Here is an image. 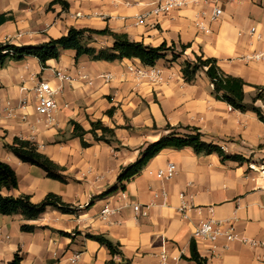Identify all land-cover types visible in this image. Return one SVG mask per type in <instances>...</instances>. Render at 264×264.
<instances>
[{
  "label": "crops",
  "instance_id": "0c3cea01",
  "mask_svg": "<svg viewBox=\"0 0 264 264\" xmlns=\"http://www.w3.org/2000/svg\"><path fill=\"white\" fill-rule=\"evenodd\" d=\"M59 1L68 8L58 0H0V16L7 17L0 24V44L36 46L74 28L109 29L152 47H187L174 62L168 54L151 66L161 70L163 82L158 84L135 76L132 68H148L137 59L91 61L87 56L77 59L71 50L61 51L45 68L33 57L0 67V161L17 179V188L3 189L2 195H26L38 203L51 193L78 209L62 214L47 208L33 221L0 215V264L15 254L21 264H196L183 258L189 257L192 240L208 264H264V123L252 111L233 110L216 100L204 72L189 82L181 73L183 62L195 55L215 59L221 71L245 83L244 103L251 104L259 90L264 92V61L242 58L264 54V0H220L222 14L216 21L210 19V5L201 0H186L184 7L158 16L152 10L168 0ZM112 42L108 36H93L91 45L111 47ZM56 71L71 81H58ZM100 75L111 79L104 82ZM36 78L56 90L58 108L51 124L34 110L30 90ZM24 97L27 104L21 107ZM254 106L264 116L263 103L258 100ZM96 121L113 129L116 141L95 142L87 133L83 139L89 146L83 148L71 122L88 131ZM167 125L194 127L203 141L249 162H221L216 154L166 148L126 182L124 190L118 187L87 207L93 197L117 185L121 168L169 133ZM14 138L34 143L64 169L66 182L19 162L5 148ZM168 163L175 165L174 176L155 177ZM135 205L146 214L137 215ZM105 206L114 213L101 216ZM207 219L217 221L223 233L232 229L237 238L227 241L221 236L215 244L194 238L195 229ZM22 224L34 225L35 231L22 232ZM87 234L103 235L119 245L121 255H110ZM76 254L79 258L72 263Z\"/></svg>",
  "mask_w": 264,
  "mask_h": 264
},
{
  "label": "trees",
  "instance_id": "16d2710c",
  "mask_svg": "<svg viewBox=\"0 0 264 264\" xmlns=\"http://www.w3.org/2000/svg\"><path fill=\"white\" fill-rule=\"evenodd\" d=\"M63 9H67L66 2L59 1ZM7 19L0 16V24ZM93 36H108L112 39L111 47L96 48L92 46ZM187 46H181V51L177 53L175 46H167L165 43L157 46H147L141 42L130 41L126 35L104 30H85L70 28L66 35L36 46H16L12 44H0V67L6 66L10 62H18L26 57H33L38 60L42 68H45L49 60H58L63 50L75 52L76 58L87 56L91 61L113 62L123 59H137L143 66L151 67L161 59L170 54V62H174ZM204 72L212 86L213 97L229 105L233 110L240 112L252 111L256 114L259 121L264 123V116L260 108L255 107L254 103L260 100L264 105V92L259 90L253 97L251 104L244 103L243 86L245 83L239 79L226 75L217 66V61L212 58L194 56L191 61H184L181 66V73L185 82L192 80L198 72ZM73 126V136L80 139L83 148L88 147L83 137L90 134L95 142L110 144L115 142L114 130L104 126L100 121L90 122V129L83 130L76 123ZM165 130L169 133L160 137L158 140L148 144L142 151L141 157L135 162L121 168L117 176V185L97 195L91 199L89 207L95 199L103 198L116 191L118 187L124 190V185L130 179L138 175L147 162L166 148H191L196 155L216 154L221 162L231 161L239 164L248 163L249 160L239 155L226 154L219 145L207 143L202 140V135L198 129L190 126L171 127L167 125ZM182 131L183 133H179ZM99 132V133H98ZM5 148L22 163L38 167L45 172L47 178L65 183L66 177L63 175L64 169L54 164L47 156L40 153L36 145L30 141L14 138L11 144H5ZM17 188V179L13 169L6 163L0 161V215L12 216L19 215L26 221L36 220L47 208H52L62 214H76L78 209L73 205L64 203L60 197L54 194H47L40 202L33 203L26 195L18 197L4 196L3 189L11 190ZM20 230L26 233L35 231L34 225L22 224ZM66 235L65 233H61ZM86 238L96 241L104 246L110 255H121L119 245L113 244L103 235L87 234ZM196 264H208L207 260L201 257L197 251L196 244L192 240L189 245V257H183ZM7 264H21L18 254Z\"/></svg>",
  "mask_w": 264,
  "mask_h": 264
},
{
  "label": "built area",
  "instance_id": "2783aa9c",
  "mask_svg": "<svg viewBox=\"0 0 264 264\" xmlns=\"http://www.w3.org/2000/svg\"><path fill=\"white\" fill-rule=\"evenodd\" d=\"M204 4L210 5V19L212 21H216L221 17L222 11L219 7L220 0H201ZM229 2H236L237 0H227ZM186 4V0H168L163 3H158V5L152 10V14L158 16L160 14L168 13L172 10L180 9L184 7ZM200 29L204 30L202 26H199ZM208 33L207 30H205ZM254 34V29L250 31ZM243 61H264V54H252L247 55L242 58ZM132 72L139 79H145L151 84H158L163 82V77L161 70L155 67L148 68H132ZM104 82H109L111 79L110 75H100L99 76ZM55 78L60 82H68L71 81V77L67 74L62 73L61 71L55 72ZM35 84L30 92L33 95L34 99V110L35 112L41 116L47 124H51L54 121V116L57 111V103H56V90L50 85L49 82L43 79H35ZM21 90H24L22 87ZM27 104V98L24 97L20 101L21 107H24ZM150 175L153 173L150 172ZM175 174V165L172 163H168L165 169H160L154 173V176L160 179H171ZM157 197V194L154 195ZM121 197L124 198L125 194L122 191ZM133 210L137 215L144 216L146 213L142 211V209L135 205L133 206ZM114 213V210L110 209L108 206H105L101 211V216L105 217ZM224 236L227 241H232L237 238L235 234H233L232 229H230L227 233H223L219 223L213 219H207L199 224V226L195 229L193 233V237L196 239H201L203 241H207L210 244H215L217 240ZM244 244L249 245L251 247L258 246L259 244L256 241H243ZM79 258V255L76 254L71 259L72 263H75Z\"/></svg>",
  "mask_w": 264,
  "mask_h": 264
},
{
  "label": "rangeland",
  "instance_id": "374dc122",
  "mask_svg": "<svg viewBox=\"0 0 264 264\" xmlns=\"http://www.w3.org/2000/svg\"><path fill=\"white\" fill-rule=\"evenodd\" d=\"M175 51H176L177 53L180 52V50H177V49H175ZM179 133H183V132H182V131H179Z\"/></svg>",
  "mask_w": 264,
  "mask_h": 264
}]
</instances>
